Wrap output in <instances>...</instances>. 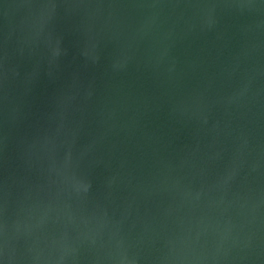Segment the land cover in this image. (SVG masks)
Segmentation results:
<instances>
[{
    "label": "water",
    "instance_id": "95a60500",
    "mask_svg": "<svg viewBox=\"0 0 264 264\" xmlns=\"http://www.w3.org/2000/svg\"><path fill=\"white\" fill-rule=\"evenodd\" d=\"M0 264H264V0H0Z\"/></svg>",
    "mask_w": 264,
    "mask_h": 264
}]
</instances>
